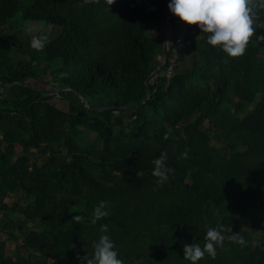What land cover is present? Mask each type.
<instances>
[{
	"label": "trees",
	"instance_id": "16d2710c",
	"mask_svg": "<svg viewBox=\"0 0 264 264\" xmlns=\"http://www.w3.org/2000/svg\"><path fill=\"white\" fill-rule=\"evenodd\" d=\"M168 3L0 0V88H23L0 93V199L20 197L0 203L17 219L5 216L0 236L23 250L3 249L0 264H30L26 249L44 264H86L77 254H92L103 224L124 264H191L183 246L203 248L219 225L245 245L224 232L216 258L197 264H264V12L234 59L168 9L166 59L148 81L151 96L124 109L146 96ZM31 21L52 27L37 34L48 36L43 51L31 47ZM181 34L189 43L176 50ZM41 60L46 79L37 76ZM18 81L47 91L10 85ZM165 151L174 174L158 186L153 160ZM100 201L109 215L92 224Z\"/></svg>",
	"mask_w": 264,
	"mask_h": 264
},
{
	"label": "clouds",
	"instance_id": "9594fccd",
	"mask_svg": "<svg viewBox=\"0 0 264 264\" xmlns=\"http://www.w3.org/2000/svg\"><path fill=\"white\" fill-rule=\"evenodd\" d=\"M115 0H106L108 7ZM84 4L99 3V0H83ZM169 11L187 25H195L200 32L207 34V43L214 48H220L230 58H239L247 51V46L251 38L255 36L257 11L264 12V0H169L167 5ZM264 27V26H262ZM48 43L47 35L33 36L31 47L36 51H43ZM171 129L164 134V139H168ZM182 158L187 159V151L182 153ZM167 152H161L153 160L154 169L152 175L157 179V185L161 186L168 181L169 175L174 174V169L166 165ZM109 203L100 201L93 209L91 223L109 215L107 211ZM77 223L83 221L80 215L72 217ZM108 225L100 227L98 241H93V252L84 256L77 254V259L86 261V264H124L118 258L115 243L106 234ZM224 232L232 233L230 226L219 225L216 228L209 227L204 236V246L199 244H185L183 246L184 259L197 264L198 261L207 254L212 259L216 258L217 247H223L225 236ZM229 240L244 246L246 241L243 236L232 233ZM72 247H75L72 245Z\"/></svg>",
	"mask_w": 264,
	"mask_h": 264
},
{
	"label": "rangeland",
	"instance_id": "374dc122",
	"mask_svg": "<svg viewBox=\"0 0 264 264\" xmlns=\"http://www.w3.org/2000/svg\"><path fill=\"white\" fill-rule=\"evenodd\" d=\"M23 4H25V2H23ZM24 6V5H23ZM184 24V23H183ZM182 25V23L180 24ZM51 26L47 25L45 26V24H42V23H38L36 21H31V22H27L26 23V30H28V32L30 33V37L32 38L33 36H37V34L41 31V33L44 31H50L51 30ZM43 29V31H42ZM40 67L42 70H39L37 72V76L38 77H42L44 79L48 78V67H47V64H46V61L45 60H41V63H40ZM46 73V74H45ZM33 82H35L37 85L39 86H44V83L41 81V79H36L34 80ZM23 88L20 87V86H2L0 88V93L2 96H6L8 98H12L16 95H19L20 92H22ZM53 100L55 101V103L62 107L64 106L63 102L61 100H59L57 97L53 98ZM214 144H215V141H212ZM220 146V144H218ZM18 150H19V147H17ZM6 202H9L10 200L12 199H5ZM37 262V261H36Z\"/></svg>",
	"mask_w": 264,
	"mask_h": 264
},
{
	"label": "water",
	"instance_id": "95a60500",
	"mask_svg": "<svg viewBox=\"0 0 264 264\" xmlns=\"http://www.w3.org/2000/svg\"><path fill=\"white\" fill-rule=\"evenodd\" d=\"M167 10H168V7H166V9L164 10V12L162 14V17H161V30L163 32L162 52H161V56L159 58L157 66L155 67V69L145 79L146 96L138 104L123 106L124 109H135V108L141 106L142 104H144L151 96V92H150V88H149V85H148V81L152 78L153 75H155L158 72L159 69H161L163 62L166 59V52H167L166 41H167V30H168L167 21H166V11ZM13 84H20V85H24V86H28V87L34 88L36 90L47 91V89H44V88L39 87L37 85H34V84H32L31 82H28V81H18V82H14V83H12L10 85H13ZM81 99H82L83 103L86 105L85 98L83 96H81Z\"/></svg>",
	"mask_w": 264,
	"mask_h": 264
},
{
	"label": "crops",
	"instance_id": "0c3cea01",
	"mask_svg": "<svg viewBox=\"0 0 264 264\" xmlns=\"http://www.w3.org/2000/svg\"><path fill=\"white\" fill-rule=\"evenodd\" d=\"M12 199L9 202H13L15 200H19V196L17 194H8L6 195L3 199H0V203L2 201H5V199ZM5 216H9L12 217L13 219H16V215L14 213H8L7 211H1L0 210V226H2L4 224L5 221ZM4 237L0 236V251L7 250V251H12L13 253H18L19 252V246L13 243H10V241H5L3 242ZM21 250V249H20ZM23 251V250H21ZM26 254H31V260H30V264H44V259L41 256H37V254H33L32 251H29L26 249V251H24ZM37 261V262H36Z\"/></svg>",
	"mask_w": 264,
	"mask_h": 264
},
{
	"label": "built area",
	"instance_id": "2783aa9c",
	"mask_svg": "<svg viewBox=\"0 0 264 264\" xmlns=\"http://www.w3.org/2000/svg\"><path fill=\"white\" fill-rule=\"evenodd\" d=\"M181 26L184 27V26H185V23H184V24L182 23ZM258 41H260V42L264 41L263 37H262V36H258ZM188 43H189V40L186 39V38L183 36V34H181L180 37H179L178 45L175 47V49H176V50H181V49H182L185 45H187ZM172 55H173V56H172V58L170 59V64H169V66H168L167 74H170L171 71H172V69H173V67L175 66L176 53L173 52Z\"/></svg>",
	"mask_w": 264,
	"mask_h": 264
}]
</instances>
